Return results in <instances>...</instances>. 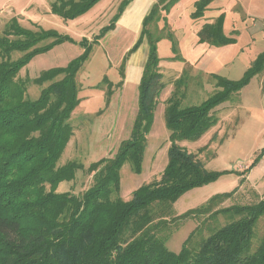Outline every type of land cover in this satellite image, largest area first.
I'll return each mask as SVG.
<instances>
[{"label":"trees","instance_id":"trees-1","mask_svg":"<svg viewBox=\"0 0 264 264\" xmlns=\"http://www.w3.org/2000/svg\"><path fill=\"white\" fill-rule=\"evenodd\" d=\"M99 1L52 0L50 9L71 20ZM130 1L122 0L114 21ZM178 1L158 0L145 16L139 39L129 52L145 41L148 44L131 133L120 142L115 155L90 164L93 182L81 193L57 190L61 182L73 180L84 168L75 160L62 165L59 161L74 134L72 114L82 101L78 73L94 43L115 24L103 29L94 41H82L83 53L67 66L43 70L35 77L33 83L42 89L34 99L28 96L31 79L19 77L21 69L37 54L74 40L40 25L37 29L24 27L17 17L0 29V264H264V232L255 245L264 218V195L252 203L225 206L237 187L215 194L203 206L183 214L175 211V202L186 191L214 182L224 173L208 169L197 153L180 142L200 139L219 122L218 107L240 96L264 71V51L239 79L212 73L219 89L201 103H184L192 81L201 82L184 69L166 99L167 164L158 179L135 189L129 199L121 196L123 166L129 164L137 174L143 170L148 135L166 88L158 43L171 39L177 53L172 33L166 31L167 15ZM213 1L197 0L192 18L204 16ZM161 20L164 26L160 29ZM224 21L225 12H221L205 22L197 32L199 43L214 47L233 43L235 38L224 32ZM15 52L22 55L14 58ZM174 59L185 60L178 53ZM124 66L125 61L123 78ZM122 84L123 80L117 85ZM106 92L108 105L114 89ZM220 215L228 221L216 225ZM189 218L198 224L175 252L167 241Z\"/></svg>","mask_w":264,"mask_h":264},{"label":"rangeland","instance_id":"rangeland-1","mask_svg":"<svg viewBox=\"0 0 264 264\" xmlns=\"http://www.w3.org/2000/svg\"><path fill=\"white\" fill-rule=\"evenodd\" d=\"M51 1L0 0V29L11 18L17 17L24 27L37 29L40 25L74 40L37 54L21 69L19 77L31 79L28 96L32 99L37 98L42 89V86L33 83L35 77L43 70L67 66L83 53L82 41H94L103 29L115 24L94 43L90 58L78 73L82 101L72 114L74 134L59 161L60 165L70 160L83 164L84 168L77 171L73 180L61 182L57 189L59 192L81 193L93 182V176L88 171L90 164L115 155L120 142L131 133L138 112V86L148 55V44L146 41L141 43L129 54L139 37L128 32L124 26L117 25L118 20L114 21L122 0H100L86 15L71 20H64L52 13ZM196 1L179 0L167 15L166 32L172 33L177 53L185 60L174 59L177 53L171 39L163 38L158 43L160 68L166 88L159 98L155 121L148 135L142 172L134 173L129 164H125L121 170V196L124 199H129L141 185L158 179L167 164L170 132L164 117L166 99L170 97L174 82L184 69L201 81H192L184 103H201L219 89L211 71L230 79H239L249 67L247 62L264 51V38L257 37L254 41V35L248 33L244 23L236 18L234 9L224 0L218 1V6L226 13L224 32L234 37L235 41L224 47L199 43L198 30L205 22L213 21L221 10L210 5L204 16L193 19ZM158 26L163 28V20L159 21ZM150 28L157 31L155 25ZM21 55V52H15L13 57ZM124 61L123 78L121 67ZM122 80V86H118ZM263 81L264 72H261L241 90L240 96L236 95L232 101L221 104L218 108L219 122L200 139L180 142L189 151L197 153L208 169L224 173L214 182L186 191L175 202L177 214L201 207L213 195L237 187L239 190L224 203L225 206L252 203L264 195V111L260 107ZM110 88L114 89V94L107 105L106 91ZM242 99L244 107L239 106ZM213 154L217 155L211 158ZM218 218L216 225L228 221L224 215ZM197 224L196 220L190 218L182 221L169 237L168 247L178 252ZM263 232L264 218L258 225L255 245Z\"/></svg>","mask_w":264,"mask_h":264},{"label":"crops","instance_id":"crops-1","mask_svg":"<svg viewBox=\"0 0 264 264\" xmlns=\"http://www.w3.org/2000/svg\"><path fill=\"white\" fill-rule=\"evenodd\" d=\"M157 1L158 0H131L130 3L125 7L122 14L120 15L117 25L124 26L128 32H131L133 35L139 37L142 31L143 20L151 10L153 4ZM218 1L221 0H214L211 3V7L217 8L218 11L221 10V12H224L222 8L218 6L220 4ZM224 1L234 9L236 18L244 23L248 33L254 35L253 37L254 41H256L257 37L264 38V0H224ZM87 12L79 17H83L84 15L87 14ZM249 25L252 28H250ZM147 56H146V60H147ZM255 58L252 57L247 62V64L250 66ZM211 73L214 72L211 71ZM261 89H262V103L260 104V107L261 110L264 111V84L261 87ZM239 106L244 107L243 99L241 105Z\"/></svg>","mask_w":264,"mask_h":264}]
</instances>
